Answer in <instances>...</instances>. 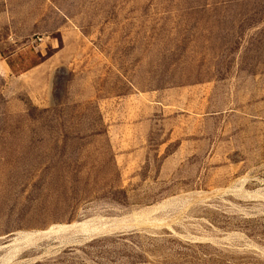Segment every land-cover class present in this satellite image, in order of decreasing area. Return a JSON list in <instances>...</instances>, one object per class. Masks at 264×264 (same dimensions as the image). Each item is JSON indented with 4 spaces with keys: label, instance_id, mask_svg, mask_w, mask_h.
<instances>
[{
    "label": "rangeland",
    "instance_id": "374dc122",
    "mask_svg": "<svg viewBox=\"0 0 264 264\" xmlns=\"http://www.w3.org/2000/svg\"><path fill=\"white\" fill-rule=\"evenodd\" d=\"M0 264H264V0H0Z\"/></svg>",
    "mask_w": 264,
    "mask_h": 264
},
{
    "label": "trees",
    "instance_id": "16d2710c",
    "mask_svg": "<svg viewBox=\"0 0 264 264\" xmlns=\"http://www.w3.org/2000/svg\"><path fill=\"white\" fill-rule=\"evenodd\" d=\"M97 121H98V119H97ZM65 129H66L65 127L60 126L58 128V131H65ZM99 129H96L92 134L94 136H99L100 134H102L103 133V129H100V130ZM61 138L63 139V143H62V146H61L62 150H61V153H60V156H61V159H62L63 156H64V151L66 149V144L64 143V141L68 140L71 137H69V135L66 132H64L62 134ZM64 167L65 168H62V169L59 170V173L61 174V178H62L63 183H66V180H69L70 184L72 183V184H74L76 186V184L80 183L83 180V178H80L78 176H73V175L69 176V174L73 173V171H75V169L70 168L68 166H64ZM53 168H55V167H51V168L50 167H45L42 172L47 173V172H49V170H51ZM42 172H40V174H42ZM83 181H86V180H83Z\"/></svg>",
    "mask_w": 264,
    "mask_h": 264
},
{
    "label": "bare ground",
    "instance_id": "6f19581e",
    "mask_svg": "<svg viewBox=\"0 0 264 264\" xmlns=\"http://www.w3.org/2000/svg\"><path fill=\"white\" fill-rule=\"evenodd\" d=\"M195 197H196V196H195ZM170 203H171V202H170ZM188 205H190V204H188ZM145 208H146V207H145ZM138 213H139V212H138ZM127 217H128V215H127ZM94 219H95V218H94ZM175 220H176V219H175ZM92 221H93V220H92ZM130 221H131V220H130ZM82 223H83V222H82ZM82 223H81V224H82ZM127 223H128V222H127ZM150 223H151V222H150ZM85 224H86V222H85ZM130 224H132V223H130ZM156 224H157V223H156ZM86 225H87V224H86ZM75 226H76V225H75ZM166 226H167V225H166ZM69 227H70V226H69ZM69 227H66V226H65V227H61V229H62V228H63V229H66V228H69ZM167 227H168V226H167ZM73 228H74V227H73ZM73 228H72V229H73ZM144 228H145V227H144ZM57 229H58V228H57ZM70 229H71V228H70ZM58 230H59V229H58ZM84 230H85V229H84ZM84 232H85V231H84ZM123 232H124V231H123ZM39 233H40V232H39ZM52 233H53V232H52ZM55 234H56V233H55ZM33 237H34V236H33ZM48 237H49V236H48ZM82 238H83V237H82ZM88 239H89V238H88ZM79 241H80V240H79ZM66 243H67V242H66ZM69 245H70V244H69Z\"/></svg>",
    "mask_w": 264,
    "mask_h": 264
}]
</instances>
